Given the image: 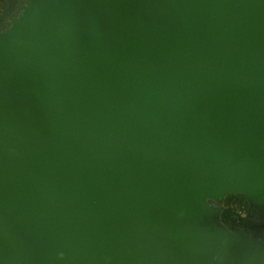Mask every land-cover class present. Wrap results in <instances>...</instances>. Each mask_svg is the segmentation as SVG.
I'll use <instances>...</instances> for the list:
<instances>
[{"label": "water", "instance_id": "95a60500", "mask_svg": "<svg viewBox=\"0 0 264 264\" xmlns=\"http://www.w3.org/2000/svg\"><path fill=\"white\" fill-rule=\"evenodd\" d=\"M233 193L264 198V0H28L0 34V264H264L212 221Z\"/></svg>", "mask_w": 264, "mask_h": 264}, {"label": "flooded vegetation", "instance_id": "af4514ba", "mask_svg": "<svg viewBox=\"0 0 264 264\" xmlns=\"http://www.w3.org/2000/svg\"><path fill=\"white\" fill-rule=\"evenodd\" d=\"M27 2L28 0H0V34L8 31ZM212 221L231 232L260 238L264 233V198H251L239 193L226 195L214 204Z\"/></svg>", "mask_w": 264, "mask_h": 264}]
</instances>
